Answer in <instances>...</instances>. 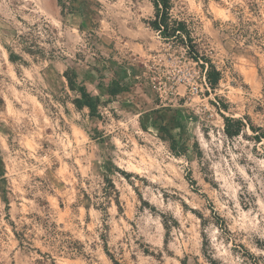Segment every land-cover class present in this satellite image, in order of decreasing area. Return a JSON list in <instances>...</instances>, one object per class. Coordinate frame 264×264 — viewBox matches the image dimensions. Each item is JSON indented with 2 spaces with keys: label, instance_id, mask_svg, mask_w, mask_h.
<instances>
[{
  "label": "rangeland",
  "instance_id": "374dc122",
  "mask_svg": "<svg viewBox=\"0 0 264 264\" xmlns=\"http://www.w3.org/2000/svg\"><path fill=\"white\" fill-rule=\"evenodd\" d=\"M153 13L0 0V264H264V0H171L198 62Z\"/></svg>",
  "mask_w": 264,
  "mask_h": 264
},
{
  "label": "trees",
  "instance_id": "16d2710c",
  "mask_svg": "<svg viewBox=\"0 0 264 264\" xmlns=\"http://www.w3.org/2000/svg\"><path fill=\"white\" fill-rule=\"evenodd\" d=\"M153 7V17L147 21L148 26L155 31L163 40L173 41L177 44L182 45L188 55L194 60L199 61L203 56H200L199 52L196 50L194 39L191 35V32L185 21L173 18L170 14L171 9V0H150ZM8 57L14 62L19 57L8 49ZM205 63L208 65L206 71L207 82L213 87L216 86L220 79V72L215 68L210 60H205ZM205 65V64H202ZM64 77L68 83V86L71 90H74L78 93V97L75 99V104L78 107H86L91 116L100 117L101 114L98 111L99 98L89 92L84 84H80L77 81V75L74 71L64 72ZM116 90L113 88L110 89V94H116ZM224 122V132L228 136H236L242 131V128L245 126V122L241 119H235L229 116L222 115ZM250 129L253 132V139L259 142L260 140L264 141V130L260 126H252L250 124ZM176 147V145H173ZM190 183L192 179L187 178ZM110 255V254H108ZM113 264H120L116 259L110 256ZM211 264H214V260H210Z\"/></svg>",
  "mask_w": 264,
  "mask_h": 264
},
{
  "label": "clouds",
  "instance_id": "9594fccd",
  "mask_svg": "<svg viewBox=\"0 0 264 264\" xmlns=\"http://www.w3.org/2000/svg\"><path fill=\"white\" fill-rule=\"evenodd\" d=\"M85 111H87V109H85Z\"/></svg>",
  "mask_w": 264,
  "mask_h": 264
}]
</instances>
